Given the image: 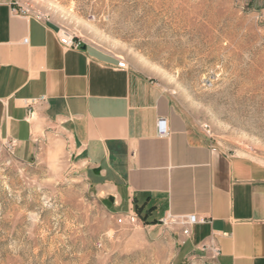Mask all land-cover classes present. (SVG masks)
I'll use <instances>...</instances> for the list:
<instances>
[{"label":"rangeland","instance_id":"374dc122","mask_svg":"<svg viewBox=\"0 0 264 264\" xmlns=\"http://www.w3.org/2000/svg\"><path fill=\"white\" fill-rule=\"evenodd\" d=\"M153 78L188 128L264 161V0H12ZM118 222L52 126L21 158L0 136V264H216Z\"/></svg>","mask_w":264,"mask_h":264},{"label":"crops","instance_id":"0c3cea01","mask_svg":"<svg viewBox=\"0 0 264 264\" xmlns=\"http://www.w3.org/2000/svg\"><path fill=\"white\" fill-rule=\"evenodd\" d=\"M60 32L0 0V136L13 152L28 158L52 126L108 212L135 216L133 231H165L175 256L205 249L216 264H264V161L193 133L153 78L77 35L64 48Z\"/></svg>","mask_w":264,"mask_h":264},{"label":"built area","instance_id":"2783aa9c","mask_svg":"<svg viewBox=\"0 0 264 264\" xmlns=\"http://www.w3.org/2000/svg\"><path fill=\"white\" fill-rule=\"evenodd\" d=\"M20 12H22L23 14L28 12V9H20ZM59 40L60 43L62 44V46L64 48H71V47H75L77 48L79 45V42L75 40V35H73L72 33H68L66 31L61 30L60 34H59ZM117 66L120 68H127V63L123 60V58L119 57L118 61H117ZM157 124V133L159 136H166L168 133V128H167V123L165 121L164 118H159L156 122ZM123 220H127L129 223H133L135 220V216L133 215H127V216H123V217H119L118 218V222H123ZM197 220L195 215H190L187 218V221L189 224H193L195 223ZM184 233H189L188 228L183 229Z\"/></svg>","mask_w":264,"mask_h":264}]
</instances>
